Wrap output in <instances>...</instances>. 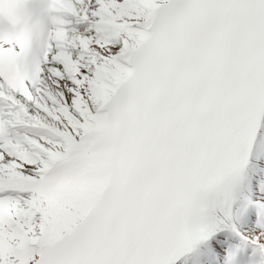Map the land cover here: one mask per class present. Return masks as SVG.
Returning a JSON list of instances; mask_svg holds the SVG:
<instances>
[{
    "label": "snow or ice",
    "instance_id": "6c2138e0",
    "mask_svg": "<svg viewBox=\"0 0 264 264\" xmlns=\"http://www.w3.org/2000/svg\"><path fill=\"white\" fill-rule=\"evenodd\" d=\"M0 264H264V0H0Z\"/></svg>",
    "mask_w": 264,
    "mask_h": 264
}]
</instances>
